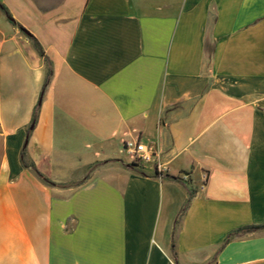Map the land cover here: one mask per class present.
Listing matches in <instances>:
<instances>
[{
  "label": "crops",
  "instance_id": "crops-1",
  "mask_svg": "<svg viewBox=\"0 0 264 264\" xmlns=\"http://www.w3.org/2000/svg\"><path fill=\"white\" fill-rule=\"evenodd\" d=\"M0 4V264H264V0Z\"/></svg>",
  "mask_w": 264,
  "mask_h": 264
},
{
  "label": "trees",
  "instance_id": "trees-1",
  "mask_svg": "<svg viewBox=\"0 0 264 264\" xmlns=\"http://www.w3.org/2000/svg\"><path fill=\"white\" fill-rule=\"evenodd\" d=\"M0 10L4 13L5 17L7 18V20L12 23L13 25H16L23 33L26 34V36L30 39L33 48L35 49V51L37 52V54L44 60L45 64H46V72H45V78H44V82L42 84V88L41 90L43 91V89L45 88V86L47 85L50 76L52 75V68H51V63L49 61V59L47 58V56L44 54V51L40 45V43L38 42V40L36 38H34L26 29H24L21 25L17 24L11 17L10 13L8 12V10L2 5L0 4ZM207 53V60L211 59V55H212V46L209 47V50L206 51ZM39 106H40V99H38L36 105L34 106L33 109V113H32V118L30 121V124L26 133V140L28 139L29 136V132L31 130V126H33L36 123L37 120V115H38V110H39ZM20 163L24 168H29L30 170H32V172L45 184L48 185H58V186H65V184H55L54 182L50 181L47 177H45L41 172H39L34 163L31 160H28L27 158V153H26V145H24L22 147V149L20 150ZM171 178L176 179L175 177L171 176ZM189 202V198L186 200V202L184 203V205L181 207L180 211L177 214V217L174 221V230H175V226L178 223L180 217L183 215L187 205ZM260 229H264V224H256V225H249V226H244L241 228H238L234 231L229 232L226 237L224 238V241L222 243V245L226 244L228 241H230L231 239H233L234 237L243 235L245 233H249V232H253V231H257ZM172 251L174 252V243L172 241ZM175 254V253H174Z\"/></svg>",
  "mask_w": 264,
  "mask_h": 264
},
{
  "label": "built area",
  "instance_id": "built-area-1",
  "mask_svg": "<svg viewBox=\"0 0 264 264\" xmlns=\"http://www.w3.org/2000/svg\"><path fill=\"white\" fill-rule=\"evenodd\" d=\"M123 150L129 155L132 161L139 163L155 162V170L159 173L165 171V163L161 162L151 146L139 141L138 139H128L123 142Z\"/></svg>",
  "mask_w": 264,
  "mask_h": 264
},
{
  "label": "rangeland",
  "instance_id": "rangeland-1",
  "mask_svg": "<svg viewBox=\"0 0 264 264\" xmlns=\"http://www.w3.org/2000/svg\"><path fill=\"white\" fill-rule=\"evenodd\" d=\"M63 137L68 141L69 146H71V148L73 149V150H70V154L67 153V160L71 161L72 160L71 153L76 152L75 151L76 147L79 146L80 139H83V138H82V136H76V135H71V134L70 135H64ZM132 162H136V161H132ZM137 163H139V162H137Z\"/></svg>",
  "mask_w": 264,
  "mask_h": 264
}]
</instances>
